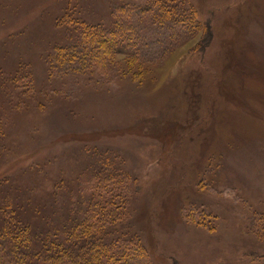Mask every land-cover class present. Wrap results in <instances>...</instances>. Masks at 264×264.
<instances>
[{"label":"rangeland","instance_id":"obj_1","mask_svg":"<svg viewBox=\"0 0 264 264\" xmlns=\"http://www.w3.org/2000/svg\"><path fill=\"white\" fill-rule=\"evenodd\" d=\"M157 1L197 26L158 18ZM256 2L0 0V185L22 171L31 184L35 166L30 196L62 203L61 180L92 187L96 171L126 198L131 180L111 226L153 264H264V45L240 47L264 33ZM95 25L120 51L70 50Z\"/></svg>","mask_w":264,"mask_h":264},{"label":"trees","instance_id":"obj_2","mask_svg":"<svg viewBox=\"0 0 264 264\" xmlns=\"http://www.w3.org/2000/svg\"><path fill=\"white\" fill-rule=\"evenodd\" d=\"M154 4L158 18L172 14L173 22L184 27L197 26L189 8L162 1ZM131 9L139 7L132 5ZM65 15L69 16L68 12ZM96 28L100 29L95 25L83 30L77 43L70 44V50L76 47L83 50L87 40L92 45L89 52H101L102 46L112 52L120 51L121 40L102 41ZM119 28L126 33L133 31L125 23H120ZM127 43L130 46V40ZM75 55L66 52L58 60L66 63ZM34 170L35 166L30 169L34 177L31 184L25 181L26 173L22 171L4 178L2 182H8L7 185H0V264H153L137 232L127 230L123 224L120 230L111 226L112 221L129 217L127 199L135 197L131 180L124 186L128 198L106 191L102 185L107 176L96 171L90 174L92 187L86 184L73 190L61 180L55 183L56 187L61 189L64 185L71 194L67 202L59 203L58 192L50 199L30 196L33 185H38Z\"/></svg>","mask_w":264,"mask_h":264},{"label":"bare ground","instance_id":"obj_3","mask_svg":"<svg viewBox=\"0 0 264 264\" xmlns=\"http://www.w3.org/2000/svg\"><path fill=\"white\" fill-rule=\"evenodd\" d=\"M255 11L257 12L258 15H260L262 17V20H264V0H257L256 5H255ZM263 25H264V22H262L261 26L263 27ZM258 33H260V32H258ZM258 33L252 34L251 35L252 38H251V36L248 38L245 35H242L243 38L245 39V42H242L240 44V47L242 49H245L246 51H255V50H257V47H259L257 45H261V46L264 45V39H263L264 33L262 32V34L261 33L259 34L261 36H257ZM238 47H239V45H238ZM237 55H239V53ZM233 79H235V78H233ZM246 79H247L246 77H243L242 81L244 82ZM254 81H255L254 82L255 87L257 89L261 88V86L259 87V84H262L264 86L263 80L258 79V80H254ZM93 106H97V104L94 103ZM239 116L242 118L241 114H239Z\"/></svg>","mask_w":264,"mask_h":264}]
</instances>
